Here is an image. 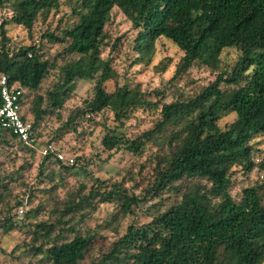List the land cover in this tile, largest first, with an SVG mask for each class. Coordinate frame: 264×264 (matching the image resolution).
Segmentation results:
<instances>
[{
	"label": "trees",
	"instance_id": "trees-1",
	"mask_svg": "<svg viewBox=\"0 0 264 264\" xmlns=\"http://www.w3.org/2000/svg\"><path fill=\"white\" fill-rule=\"evenodd\" d=\"M4 6L10 14L0 20V77L5 75L10 84L16 82L24 89L21 116L31 123L35 137L41 121L62 108L76 82L90 80L91 96L70 111L48 141L75 131L80 122L98 123V144L110 153L125 151L134 158L124 177L133 182V188L140 187L136 194L118 181L101 191L103 181L94 178L97 185L90 188L76 181L64 189L66 176H74L81 167V156L73 157L69 165L46 155L37 172L51 183L44 193L61 188L64 198L58 207L50 208V219L24 222L45 208L46 203L39 202L20 222L17 209L30 201L34 190L29 188L24 198L8 204L7 181H16L22 172L0 173L4 235L26 227L29 240L24 245L30 255H41L45 264H264L260 179L264 175V0H0V7ZM62 6L68 11L53 26L51 17ZM114 7L136 31L135 63L148 64L156 41L164 39L182 52L168 84L175 86L194 67L214 73L213 80L194 94L178 89L170 101H166L170 95L166 86L153 91L155 100L140 83L116 81L107 90V81L116 75L113 62L120 45L118 38L102 56L108 45L105 25ZM36 23L44 29L34 40ZM10 24L22 26L30 41L13 44L7 34ZM46 43L56 44L59 50L48 51ZM227 50L238 56L223 67L222 54ZM169 63V58H162L154 69L163 72ZM53 70L56 79L41 93L43 81ZM136 109L149 115L151 125L130 136L121 128ZM106 113L113 123H107ZM228 113L234 117L222 126L220 119ZM14 144L35 153L12 133H0V150ZM150 145L156 146V152L142 159ZM48 163H54L57 172L53 168L45 173ZM255 168L261 171L258 180L239 184L238 177L247 179ZM235 186L239 189L233 192ZM165 193L174 199L166 206L154 204L151 220L140 224L131 220L111 240L101 231L109 220L91 231H82L73 222L92 215L101 204L114 205L112 219L131 218L149 198Z\"/></svg>",
	"mask_w": 264,
	"mask_h": 264
},
{
	"label": "rangeland",
	"instance_id": "rangeland-1",
	"mask_svg": "<svg viewBox=\"0 0 264 264\" xmlns=\"http://www.w3.org/2000/svg\"><path fill=\"white\" fill-rule=\"evenodd\" d=\"M66 11H68V9L65 6H62L61 11L51 17L53 26L56 24L59 16ZM9 14L8 7H0V20L5 16H9ZM43 29L44 26L38 23L35 24L33 29L34 40L38 39V36ZM7 31L13 44H22L30 41L27 31L22 26L15 24L7 25ZM105 31L108 34V45L103 47V57L107 56L110 45L120 38V45L115 51V59L113 62L116 75L106 83V88L109 91L115 87L116 81L118 83H140L142 90L149 92L151 94L149 96L155 100L156 96L153 94V91L160 90L166 86V88H169L168 92L170 94L166 98V101H170L173 99L172 93L176 92V90L182 89L185 93L189 94L197 93L202 86L206 85L208 81L213 80L215 76L214 73L207 69L194 67L189 70L188 74L182 76V78L175 83V86L168 84L167 82L172 77L175 65L182 55V52L171 42L164 39H158L156 41L155 53L148 64L135 63L137 54L133 49V39L136 31L132 29L130 21L117 7H114L111 10L110 20L105 25ZM45 48L50 52L59 50V46L50 43H46ZM237 56L238 53L234 50L225 51L222 54V66H230L237 59ZM165 57L170 59V63L166 70L163 72L155 71L154 65ZM55 74L56 71L54 72L53 70L43 81L41 85V93H44L50 88L51 82L57 77V74ZM92 85L93 82L90 80L79 79L76 82L74 92L64 102L62 108L41 121L38 129L39 135L36 136V141L32 145V148L35 149L34 155L19 148L16 144L12 147L3 146L1 148L0 173L10 174L16 170L22 172V177L18 178L16 181H7L8 178L5 179L10 187L9 192L6 193V201L8 204H14L15 201L24 198L29 188H33L34 190V195L30 201L26 205L24 204L19 207L22 212L17 209L15 216L20 222L23 221L22 216L25 215V212L36 207L39 202H45V208H43L39 214L28 217L24 222H36L39 220L50 219V208L58 207L57 203L64 198L65 191L61 188L50 193L48 192L49 194L44 193V190H48L51 183L46 179L37 176L38 164L44 157L42 149L49 143L53 144V146L65 156H81L82 158V162L80 163L81 167L74 170V176H66L65 180L62 182V188L65 189L68 187V189H70L75 185L76 181L85 182L87 187L90 188L93 184L97 185V182L94 181V178H97L99 181H103L99 188L101 191L105 188L109 189L110 184L114 182L124 181V186L130 187V189L136 194L139 193L140 187L133 188V182L124 177L126 169L130 166L134 158L125 151L110 153L106 149H103V147L98 144L97 135L100 133V126L98 123H89L87 121L80 122V126L78 125L75 131L64 134L58 140H53L51 142L48 141L62 122L66 120L70 111L75 106H80L83 99L91 96ZM106 116L108 117L107 123H113L111 114L106 113ZM233 117L234 115L232 113L223 115L220 119V124L223 126L231 121ZM96 121L101 122L100 117H96ZM150 125L149 115L141 109H136L124 122L121 131L127 135L134 136L139 132L148 129ZM262 146L264 148V144ZM155 152L156 146H148L144 150L142 159L151 157ZM108 154H111L109 159H107ZM24 162H27V164L24 167H19ZM53 168H55L54 171L57 172L58 169L54 163H48L44 172L48 173ZM260 172L259 169L255 168L247 179L239 176V184L246 185L257 181ZM56 181L57 178H55V182ZM238 187L235 186L233 192L237 191V189H239ZM45 195L50 196L48 201H46ZM173 199L174 197L170 193H165L160 198H149L142 206L135 209V214L131 216V218H124L121 215H118L116 219H112L111 213L115 210L114 205L101 204L92 215L88 214L86 218L79 223L76 221L73 222L76 224V228H80L82 231L86 229L91 231L92 228H95L96 224H104L105 221L109 220L108 227L102 228L101 231L103 234H106L107 240H111L116 237L117 234L124 231L125 226L129 221L134 220L136 223L140 224L151 220L155 209L153 207L154 204L156 205L158 202H161L160 206L158 205L155 207L166 206ZM3 205L4 203L0 205V216H3L5 213V207L2 208ZM13 212L14 210H12V214ZM115 229H117L118 232H116ZM25 230L26 227L22 231H11L8 235H4L0 230V264H45V262L40 259L42 257L41 255H30V251L27 248L28 246L26 247L24 245L23 241L28 242L29 240V235L28 233H25ZM16 244H18V247L13 251ZM97 251L98 249L96 248L93 253L96 254ZM10 253L13 254V256H18V260H13Z\"/></svg>",
	"mask_w": 264,
	"mask_h": 264
},
{
	"label": "built area",
	"instance_id": "built-area-1",
	"mask_svg": "<svg viewBox=\"0 0 264 264\" xmlns=\"http://www.w3.org/2000/svg\"><path fill=\"white\" fill-rule=\"evenodd\" d=\"M23 92L24 89L18 83L10 84L5 75L0 77V133L10 132L21 142L32 146L36 141V137L32 132V125L21 116ZM42 154L44 156L49 155L65 164L71 165L74 163L73 157L65 156L51 143L43 147ZM260 179L264 187V175H261ZM19 211L22 212L21 208Z\"/></svg>",
	"mask_w": 264,
	"mask_h": 264
}]
</instances>
